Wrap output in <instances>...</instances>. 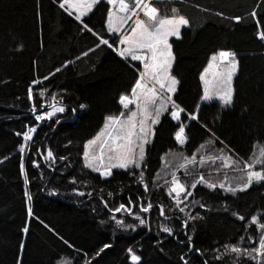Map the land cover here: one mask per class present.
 Returning <instances> with one entry per match:
<instances>
[{
	"label": "trees",
	"instance_id": "16d2710c",
	"mask_svg": "<svg viewBox=\"0 0 264 264\" xmlns=\"http://www.w3.org/2000/svg\"><path fill=\"white\" fill-rule=\"evenodd\" d=\"M151 1L159 8L178 9L190 21L180 37L171 40L173 71L179 80L174 100L186 112L181 113V121L170 111L161 116L140 167L114 168L111 177H104L84 163L86 142L108 115L122 111L119 97L130 94L140 70L138 61L121 57L113 47H96L95 33L116 43L106 30L111 5L100 0L84 17L89 25L84 28L60 7V0H0V264H84L85 260L89 264H234L235 254L217 259L216 250L223 251L229 243L258 247L261 229L251 217L256 215L264 223V181L235 194L201 183L177 207L162 170L179 164V159L172 161V153L191 155L210 139L215 140L213 149L237 161L248 160L264 148V39L257 35L264 30V0ZM235 16L242 19H232ZM221 49L234 51L239 60L233 102H205L199 119H189L186 113L196 110L203 94L201 73ZM57 68L61 70L56 72ZM54 102L65 111L37 120ZM181 122L189 137L184 145L174 136ZM29 127L36 131L21 150L22 133ZM49 148L55 159H45ZM220 163L209 161L192 171L217 182L225 168L213 176L210 172ZM141 171L148 190L138 182ZM227 174L235 176V172ZM182 179L190 186L194 176ZM26 192L32 196L30 202ZM141 200L153 207L144 212ZM121 203L133 207V213L148 223L139 224V217L123 210L113 212ZM184 204L188 207L180 211ZM189 213L200 215L185 227ZM163 225L173 232H165ZM104 244L110 247L97 256ZM129 248L141 261L131 260ZM239 264L259 261L241 256Z\"/></svg>",
	"mask_w": 264,
	"mask_h": 264
},
{
	"label": "snow or ice",
	"instance_id": "6c2138e0",
	"mask_svg": "<svg viewBox=\"0 0 264 264\" xmlns=\"http://www.w3.org/2000/svg\"><path fill=\"white\" fill-rule=\"evenodd\" d=\"M113 6L112 10L107 13V32L119 33L118 43L121 47L112 45L109 39H106L100 33H95L99 37L100 44L115 47L116 51L121 57L131 58L135 61L143 62V69L138 70V78L135 80L134 86L131 88L130 94H121L119 100L124 108L128 109L127 114L121 112L118 115H108L105 119L103 127L93 136L87 140L84 151V163L95 171L101 173L104 177H111L113 175V168L129 169L131 166L140 167L145 160V147L149 142L151 136L154 135V125L160 123V118L165 112L170 111L171 117L176 121H181V113L186 110L172 98V94L177 91L179 84L178 78L172 74V66L175 60V55L170 43V37H180L181 28L189 25V19L183 14H179V10L172 8L171 15L161 14L160 10L156 8L150 0H107ZM99 3V0H60V7L66 10L81 22L84 28H89V25L84 23V17L90 13L93 8ZM118 6V7H117ZM199 7V5H197ZM143 12L145 18H141ZM223 16V13H220ZM253 16L256 12L253 11ZM236 21L242 19L241 16L232 17ZM134 20V26L125 32V25L129 21ZM91 31V29H89ZM257 35L264 39V30L258 31ZM22 47V45H21ZM89 49L88 51H92ZM87 52H82V56H86ZM236 53L231 50L221 49L217 53H213L211 59L201 73L200 79L204 83L202 99L210 101L218 97L223 105H230L234 98L233 77L238 71L239 60L236 58ZM66 63H71L70 61ZM63 67V66H62ZM61 69L57 68L55 71L59 72ZM52 75V73H50ZM47 79V77H45ZM37 83V81H33ZM28 94L32 96V88L29 87ZM44 95V91L40 92ZM55 96L53 100L55 101ZM135 105L134 108H129V105ZM171 105V110L169 109ZM83 107V105L81 106ZM35 103L33 104V111H35ZM63 106H53L51 111H45L36 116L37 120L43 121L46 117L51 116L56 112H64ZM199 105L193 112H187L189 119H199L198 116ZM207 127V125H204ZM36 131V127H29L27 131L23 132L25 143L20 145L23 150L27 146V142L31 139L32 134ZM176 141L180 145H184L189 139L186 133V126L183 122L180 123L178 129L174 133ZM71 143V142H70ZM215 144L214 139H210L202 143L191 155L184 153H172L173 159H179L178 165L172 166L170 173L171 180L165 181L169 196L176 202L179 207L184 203L189 196L192 195V190L198 184H205L207 187L216 189H224L227 192L235 194L238 191H243L250 188L254 182L264 181V148L259 150L258 154H254L248 160L237 161L231 154H227L222 150L213 149L211 146ZM202 150L203 153H202ZM171 152V150H169ZM197 153H202L199 158ZM168 153H165V159ZM55 155L51 148L47 150L45 159H55ZM65 159V158H61ZM221 161L220 165L212 169L214 172H220L223 168H231L238 172L239 175L230 177L227 173L223 175V179L214 182L205 177L203 172L197 171L195 177L189 186L182 182L178 173L181 169L189 176L193 175V169L197 166H203L211 161L213 164ZM33 163H36L35 161ZM243 164V167H237L238 164ZM21 169H24V164L21 163ZM25 181H28L27 172L24 171ZM157 179L160 176L157 175ZM72 180L75 182L76 178ZM139 183L143 184L145 190H148L149 184L145 180L144 172L141 171L139 175ZM191 189V190H190ZM57 191L53 189V192ZM73 191L83 195L79 188ZM30 202L32 196L30 193H25ZM112 195V193H109ZM107 204V201H104ZM204 206V205H202ZM153 207L152 203L147 202L146 206L142 202L140 208L144 212H148ZM188 207L184 204L180 211H184ZM160 214H164V206L160 205ZM126 211L139 217V213H133V207L121 203L118 208L113 209V212ZM28 213L32 214V207L29 203ZM199 213L195 216L190 213L187 219L183 221L184 226L188 225L189 220H195L199 217ZM115 219V217H114ZM240 220H244L243 216H239ZM251 220L255 222L262 230L259 238V246L257 248L246 249L241 247L238 243H229L223 245V251L217 249V259H222L225 255L235 254L234 264H239L241 256H247L252 260H258L259 264H264V223L260 222L259 217L253 215ZM118 224H123V220H117ZM148 223L143 217H139V224ZM124 227H135V225H123ZM165 232H173V228L168 225H163ZM23 231L28 232L25 227ZM53 231H55L53 229ZM243 240V237L240 238ZM191 240V237H189ZM23 247V245H21ZM109 244H104L102 248L96 253L97 256L109 248ZM134 262L141 261V257L137 255L132 248L127 250ZM196 251H201L196 249ZM258 254V255H257ZM84 264H89L85 260ZM187 264V262H186ZM207 264V262H205Z\"/></svg>",
	"mask_w": 264,
	"mask_h": 264
},
{
	"label": "rangeland",
	"instance_id": "374dc122",
	"mask_svg": "<svg viewBox=\"0 0 264 264\" xmlns=\"http://www.w3.org/2000/svg\"><path fill=\"white\" fill-rule=\"evenodd\" d=\"M100 1V0H99ZM130 2H131V0H130ZM150 2L152 3V1L150 0ZM154 5V4H153ZM155 6V5H154ZM118 7V6H117ZM156 8H158L159 10H160V13L161 14H168V15H171L172 14V12H171V9L172 8H159V7H157V6H155ZM112 8H113V6L111 5L110 6V10H112ZM94 9V8H93ZM109 10V11H110ZM89 14V13H88ZM180 14V13H179ZM141 18H145L144 17V14H143V12H141ZM131 26H134V20H132V21H129V24L128 25H125V28H124V31L125 32H127V31H129L130 30V27ZM182 29V28H181ZM115 37H116V43L114 44L116 47H121V45H119V43H118V37H119V33H112ZM172 38L173 37H170V43L172 44ZM173 46V45H172ZM114 48V50L116 51V48L115 47H113ZM172 50H173V47H172ZM130 58V57H129ZM131 59V58H130ZM211 59V58H210ZM210 61V60H209ZM139 63H140V70H142L143 69V62L142 61H138ZM209 63V62H208ZM208 65V64H207ZM207 65H206V67H207ZM173 67H174V62H173V66H172V74L173 75H175V73H174V71H173ZM240 67V66H239ZM239 67H238V71H239ZM238 71L236 72V74L234 75V77H233V87H234V79H235V77H236V75H237V73H238ZM176 76V75H175ZM177 77V76H176ZM178 78V77H177ZM203 82V81H202ZM203 89H204V83H203ZM177 90H178V85H177ZM177 92V91H176ZM175 92V93H176ZM174 93V94H175ZM174 94H172V98L174 99ZM202 97H203V94H202V96H201V100H200V103H199V108L201 107V105L203 104V103H205V102H211V101H214V100H219V98L218 97H216V98H213L212 100H210V101H206V100H204V99H202ZM220 101V100H219ZM221 102V101H220ZM222 103V102H221ZM57 106V107H59V105L57 104V103H52V104H50L49 105V110L48 111H51L52 110V107L53 106ZM123 106V105H122ZM135 107V105L133 104V105H129V108H134ZM169 107V109L171 110V105H169L168 106ZM121 112H124V113H126L127 114V112H128V109H126V108H124V106H123V109H122V111ZM120 112V113H121ZM60 112H56V113H54L52 116H51V118H53V117H56L58 114H59ZM120 113H117V114H112V115H118V114H120ZM45 119H49V118H45ZM104 123H105V121L103 122V124H102V126H101V128L103 127V125H104ZM154 127V129L156 128V125H154L153 126ZM100 128V129H101ZM99 129V130H100ZM96 135V134H95ZM94 135V136H95ZM154 135H155V132H154ZM154 135L153 136H151L150 137V139H149V142L153 139V137H154ZM148 142V143H149ZM148 145V144H147ZM147 145H146V147H145V152H146V148H147ZM202 153H203V151H202ZM202 153H197V156H198V158H199V156L202 154ZM173 159V158H172ZM171 160V159H170ZM175 159H173L172 161H174ZM217 161H219V160H217ZM221 162V161H220ZM171 166V165H170ZM131 167H135V166H131ZM237 167H243V165L242 166H238L237 165ZM114 169V168H113ZM225 171V173H227V172H230V173H233V172H235V171H233L231 168H225L224 169ZM171 171L172 170H170V167L169 166H164L163 167V170H162V173H163V175L165 176V177H167L168 179H167V181H170L171 180V175H170V173H171ZM197 172V171H196ZM196 172H194L193 171V175L192 176H194L195 177V174H196ZM200 172V171H199ZM211 173V175L213 176L214 174H216L215 172H210ZM178 175H179V177H180V179H181V181L183 182V176L185 177V176H187V174L185 173V171L183 170V169H181L180 171H179V173H178ZM236 175H239V173L238 172H235V176ZM206 176V175H205ZM261 234H262V230H261ZM261 236V235H260ZM259 246V245H258ZM258 255V254H257Z\"/></svg>",
	"mask_w": 264,
	"mask_h": 264
}]
</instances>
